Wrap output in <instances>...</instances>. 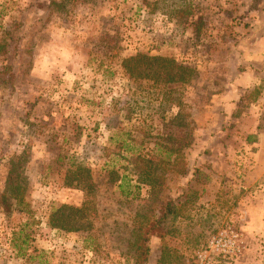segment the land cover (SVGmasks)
<instances>
[{"label":"rangeland","instance_id":"1","mask_svg":"<svg viewBox=\"0 0 264 264\" xmlns=\"http://www.w3.org/2000/svg\"><path fill=\"white\" fill-rule=\"evenodd\" d=\"M148 1L0 0V264H187L228 228L232 264H264V0ZM137 52L197 72L136 79ZM171 200L142 263L135 230ZM86 201L90 230L51 225Z\"/></svg>","mask_w":264,"mask_h":264},{"label":"trees","instance_id":"2","mask_svg":"<svg viewBox=\"0 0 264 264\" xmlns=\"http://www.w3.org/2000/svg\"><path fill=\"white\" fill-rule=\"evenodd\" d=\"M149 4L148 0H144ZM63 3L58 1H51L50 4L59 5ZM176 12L180 11L184 15H188L189 10L193 6L192 1L177 0ZM193 13V12H192ZM15 51V55H16ZM124 72L136 79L146 78L156 82L168 83H187L195 76L197 70L194 66L181 63L176 58L165 55H151L145 52H137L123 58L120 62ZM177 150H169L168 153L175 154ZM69 185H75L83 190L89 192L90 185H93L91 178V169L82 165H77L74 170H68ZM89 201L82 205H75L64 203L58 206L50 215V223L53 227L67 232H77L83 230H90L92 228V220L89 216L88 205ZM168 206L162 211L159 217L154 220H148L140 224L135 232L134 244L137 246L138 256H140L142 263H146L149 258L150 240L153 235H158L162 239L164 233L162 229L165 228L166 221L172 215H175L176 206L174 201H169ZM140 260V261H141Z\"/></svg>","mask_w":264,"mask_h":264},{"label":"built area","instance_id":"3","mask_svg":"<svg viewBox=\"0 0 264 264\" xmlns=\"http://www.w3.org/2000/svg\"><path fill=\"white\" fill-rule=\"evenodd\" d=\"M242 251V233L228 228L213 237L207 247L197 252L195 260H188L187 264H232V259Z\"/></svg>","mask_w":264,"mask_h":264},{"label":"crops","instance_id":"4","mask_svg":"<svg viewBox=\"0 0 264 264\" xmlns=\"http://www.w3.org/2000/svg\"><path fill=\"white\" fill-rule=\"evenodd\" d=\"M245 74H247V75H248L249 73H243V74H241V75H240V77H242V78H243V77L245 76ZM250 74H251V73H250ZM242 85H244V84H242ZM243 89H246V88H244V87H243ZM243 92H245V91H243Z\"/></svg>","mask_w":264,"mask_h":264}]
</instances>
